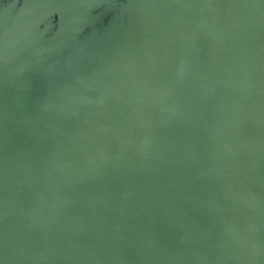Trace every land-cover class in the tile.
<instances>
[{
	"label": "water",
	"instance_id": "95a60500",
	"mask_svg": "<svg viewBox=\"0 0 264 264\" xmlns=\"http://www.w3.org/2000/svg\"><path fill=\"white\" fill-rule=\"evenodd\" d=\"M0 264H264V0H0Z\"/></svg>",
	"mask_w": 264,
	"mask_h": 264
}]
</instances>
